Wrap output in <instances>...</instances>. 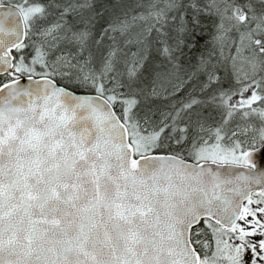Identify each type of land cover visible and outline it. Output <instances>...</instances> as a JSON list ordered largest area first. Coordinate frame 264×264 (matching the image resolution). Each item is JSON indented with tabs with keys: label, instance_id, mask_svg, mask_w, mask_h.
I'll return each instance as SVG.
<instances>
[{
	"label": "snow or ice",
	"instance_id": "1",
	"mask_svg": "<svg viewBox=\"0 0 264 264\" xmlns=\"http://www.w3.org/2000/svg\"><path fill=\"white\" fill-rule=\"evenodd\" d=\"M0 264H264V0H0Z\"/></svg>",
	"mask_w": 264,
	"mask_h": 264
}]
</instances>
